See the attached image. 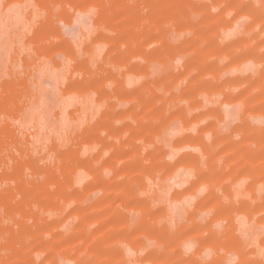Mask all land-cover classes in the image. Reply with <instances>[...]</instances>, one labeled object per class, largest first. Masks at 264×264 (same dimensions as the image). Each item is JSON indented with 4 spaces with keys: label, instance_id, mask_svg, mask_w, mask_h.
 I'll return each instance as SVG.
<instances>
[{
    "label": "rangeland",
    "instance_id": "rangeland-1",
    "mask_svg": "<svg viewBox=\"0 0 264 264\" xmlns=\"http://www.w3.org/2000/svg\"><path fill=\"white\" fill-rule=\"evenodd\" d=\"M247 224L264 0H0V264H248Z\"/></svg>",
    "mask_w": 264,
    "mask_h": 264
},
{
    "label": "crops",
    "instance_id": "crops-1",
    "mask_svg": "<svg viewBox=\"0 0 264 264\" xmlns=\"http://www.w3.org/2000/svg\"><path fill=\"white\" fill-rule=\"evenodd\" d=\"M224 225L221 226L219 232L217 231L214 235L218 239H221L223 245L229 244L228 242L240 243L247 246L244 253L250 255L248 264H264V232L257 230L253 225H241V231L237 234H229L224 232ZM218 234V235H216ZM206 239L205 237L203 240ZM200 248V244H197L195 249ZM226 249L220 251V256L217 255V251L210 249L207 250L202 257V264H241L240 255L231 253L224 257ZM243 255V254H242ZM219 256V257H218ZM244 256V255H243Z\"/></svg>",
    "mask_w": 264,
    "mask_h": 264
}]
</instances>
